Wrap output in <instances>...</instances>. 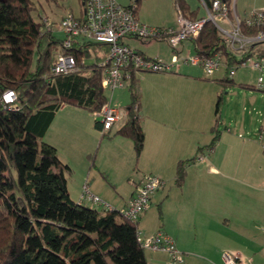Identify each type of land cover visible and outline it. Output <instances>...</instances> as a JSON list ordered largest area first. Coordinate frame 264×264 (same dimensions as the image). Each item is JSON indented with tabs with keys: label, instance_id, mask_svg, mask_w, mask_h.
I'll return each instance as SVG.
<instances>
[{
	"label": "trees",
	"instance_id": "trees-1",
	"mask_svg": "<svg viewBox=\"0 0 264 264\" xmlns=\"http://www.w3.org/2000/svg\"><path fill=\"white\" fill-rule=\"evenodd\" d=\"M202 1L210 10L216 0ZM217 1L227 7L231 18L233 0ZM175 4L187 19L203 18L180 0ZM32 10L29 0H0V93L12 90L17 96V109L9 110L0 103V264H147L138 242V220L129 221L117 210L98 212L73 202L65 177L70 168L60 161L55 147L43 141L62 105L96 112L107 102L100 84L101 70L93 61L86 64L92 53L101 60L97 51L105 48L107 52V46L73 41L63 48V39L35 21ZM240 30L254 36L263 29L241 23ZM189 43L200 57L218 55L227 84L233 77L228 76L229 71L248 57L243 54L240 59L230 51L211 22H205ZM64 53L76 59L78 71L52 75L56 56ZM251 54L264 58V51ZM130 82L126 120L116 134L130 139L138 156L144 136L134 111L139 100L136 81L132 78ZM220 102L219 97L216 116ZM95 125L99 128L97 122ZM217 139L218 134L207 149ZM194 161L178 163L177 186L184 178V166Z\"/></svg>",
	"mask_w": 264,
	"mask_h": 264
},
{
	"label": "crops",
	"instance_id": "crops-1",
	"mask_svg": "<svg viewBox=\"0 0 264 264\" xmlns=\"http://www.w3.org/2000/svg\"><path fill=\"white\" fill-rule=\"evenodd\" d=\"M234 9L236 10V5ZM53 14H56L55 11L50 12V15L43 13V16L51 20V15L56 16ZM138 20L140 21L139 18ZM51 22L55 23L53 20ZM140 22L147 26L151 24L148 20ZM55 27L59 29L58 24L52 26ZM77 41L84 43L82 40ZM153 45L151 41L145 42L146 49H154ZM183 47L192 51L190 43H184ZM97 53L101 57L106 53L105 48L98 49ZM141 54L166 63L171 60V56L167 60L168 55L163 52L148 53L150 56ZM90 59L94 63L98 61L95 53L91 54ZM87 74L88 71L85 72ZM134 77L133 74L132 78ZM150 84L147 103L139 94L136 110L144 136L143 149L138 157H145V160L140 161L134 169L139 178L131 180L129 191L123 195L118 194L117 197L109 196L104 189L94 190V184L99 177L113 188L102 174L105 172L100 171L97 160L105 149L112 154L130 151L133 155L135 151L132 141L116 134L121 126H115L108 133L101 134L100 122L95 117V112L74 105H62L56 112L43 140L55 147L60 161L70 168V172L65 174L69 198L76 204L92 209L96 205L98 212L105 211L102 204L81 199L83 187L86 186L110 210L119 211L132 197L133 183H138L143 175L156 176L164 182L162 191L157 194H162L166 182H169V189L176 187L182 194V201L178 204L170 202L171 195L163 198L164 201L158 200V208L161 211V207L167 203L166 213L163 218L160 217V232L172 238L177 250L183 255V264L185 259L188 264H222L223 253L237 256L240 264H263V143L261 145L258 135L255 138H244L225 127L221 136L225 143L222 157L219 141L211 150L207 149L218 125L215 111H212L213 102L219 97L222 100L224 88L232 85L233 79L227 84L223 77L209 79L194 68L180 66L175 73H155ZM238 87L253 89L252 85L238 84ZM148 102L152 104L148 105ZM96 122L99 128L96 127ZM198 149V153L203 156L202 161L186 164L184 178L176 186L178 163L194 159ZM144 215L142 213L139 216L138 226L142 224ZM139 231L145 235L149 233L146 229ZM199 239H204L206 244H202L197 252L194 242ZM145 257L147 264L169 263V256L165 252L151 251Z\"/></svg>",
	"mask_w": 264,
	"mask_h": 264
},
{
	"label": "built area",
	"instance_id": "built-area-1",
	"mask_svg": "<svg viewBox=\"0 0 264 264\" xmlns=\"http://www.w3.org/2000/svg\"><path fill=\"white\" fill-rule=\"evenodd\" d=\"M121 4L117 0H82V11L79 17L72 14L63 16L58 22V28L64 35L63 48H69L73 41L94 42L107 46V52L102 59L95 62L101 70V87L103 90L114 91L123 88L132 75L139 72L175 73L181 65L199 66L206 76L217 71L223 61L216 55L213 58H203L187 52L185 57L179 56L184 43H189L199 34L205 22H211L219 31L226 47L241 59L243 54L248 55L240 63L241 67H250L262 73V62L252 60L257 57L251 54L256 50L264 51V10L252 12L240 18L232 15L229 17L227 7L219 1H214L210 10L206 8V15L202 19H187L179 8H176V26L150 27L142 24L137 18L138 0H126ZM203 2V1H202ZM204 3V2H203ZM258 27L261 30L257 35L249 36L241 33L240 25ZM129 39L141 42L162 40L167 42L172 49L169 63L158 59L144 57L141 53L130 48L126 43ZM78 71L77 61L70 54H58L51 67L52 75H68ZM235 70L231 69L229 77L234 76ZM258 89L264 90L263 78H257ZM17 96L14 91L6 90L0 93V103L7 109L16 108ZM137 107H134V111ZM95 117L100 122L101 134L108 133L113 127L122 126L126 120V111L105 103ZM259 139H264V127L259 130ZM264 149V145H263ZM197 161H202L198 157ZM133 194L127 205L119 213L127 220L135 222L139 216L150 206L151 196L162 191L164 182L153 175H143L138 183H133ZM81 199H88L97 204H102L110 210L98 197L93 196L86 186L83 187ZM264 233V228L262 229ZM138 242L144 250L161 251L169 256L168 264H183V255L177 250L174 241L162 232L143 237L138 232ZM264 256V247L262 249ZM222 264H240L238 257L228 253L222 254ZM264 264V263H263Z\"/></svg>",
	"mask_w": 264,
	"mask_h": 264
},
{
	"label": "rangeland",
	"instance_id": "rangeland-1",
	"mask_svg": "<svg viewBox=\"0 0 264 264\" xmlns=\"http://www.w3.org/2000/svg\"><path fill=\"white\" fill-rule=\"evenodd\" d=\"M34 10H32V17L35 21L43 23L45 29L51 30L53 35L62 39L63 35L59 29L52 28L54 24H58L59 17L65 16L67 14H72L75 17L80 16V11H82L81 0H29ZM121 4H125L126 0H117ZM184 3L190 12H194L197 17H204L206 15L205 6L202 0H180ZM236 5V10L234 6ZM264 0H233L231 4V10L233 17L238 15L240 18L250 15L252 12L264 10ZM176 4L175 0H141L138 5L137 15L140 21H151V24H148L150 27H169L176 26ZM45 11V12H44ZM55 11L56 16H50V19L55 23L53 24L51 20H48L47 17L43 16V13L50 15V12ZM42 17V18H41ZM52 17V18H51ZM133 40V39H132ZM154 43V49H146L145 42L138 40L129 41L127 44L130 48L136 49L143 53L145 56H150L148 53H158L163 52L169 57L173 55L171 49L167 42L162 40H152L151 43ZM152 50V51H151ZM187 52L193 54V51L185 50V47L182 48L181 54L179 56L185 57ZM252 60L258 61V57H253ZM170 62V61H169ZM92 63V59H86V64L89 65ZM188 68H194L197 70L200 75L209 79L216 78H226V69L224 65L221 64L219 69L215 71L212 75L206 76L204 71L199 66H190V65H181ZM235 74L232 77L233 84L227 85L223 93L221 94L222 100L219 104V112L217 114V132H214L212 136L219 135L217 142L219 141V147L222 153L225 149L224 140L221 139L222 134L225 132V127L232 129V133L236 132V135L240 137L247 138L252 136L253 138L259 137V129L264 126V92L258 89L257 78L261 76L264 83V59L262 62V73L251 69L250 67H241L236 65L234 68ZM155 73L141 72L134 74L136 81V90L138 95L144 97V102L147 103V94L151 80H153ZM130 81H126L123 88L115 89L114 91L105 90L104 96L115 108H126L130 104ZM235 84V85H234ZM238 84L242 85H252L253 89L246 90L238 87ZM255 87V88H254ZM207 90V89H206ZM205 90V91H206ZM204 93V92H203ZM146 97V98H145ZM217 100L213 102L212 111H215ZM157 103V102H156ZM155 103V104H156ZM160 103V102H159ZM162 103V102H161ZM151 102H148V105H151ZM154 104V103H153ZM244 127V130H242ZM51 134V133H50ZM47 139V138H46ZM220 139V140H219ZM223 140V141H222ZM45 142V139L43 140ZM209 142V140H207ZM261 145H264V139L261 140ZM106 144V143H105ZM199 145H202L199 143ZM205 149V148H204ZM203 149V151H204ZM108 149H105L104 152L101 151V155L97 160V165L100 168V171L105 175L107 181L113 185V188L110 187L103 178H100L94 184V190L100 191L104 189L109 196L117 197L118 194H126L129 189V182L131 180H136L139 178L137 171L134 170L135 167L139 164L140 161L145 160V157L139 158L135 153L131 155V152H125L124 154H112L108 152ZM219 152V148H217ZM205 154H208L205 152ZM65 156V151L63 152ZM202 154L198 153L195 156V161L198 157H201ZM203 157V156H202ZM185 169V166H184ZM101 175V174H100ZM176 185V183H175ZM169 182H166V188L163 190L162 194H154L151 196V203L148 209L144 212V218H142V224L137 226L139 230L146 229L149 233L142 234L139 230V233L143 237L151 236L149 234H155L160 231L161 216L165 215V206L167 203H164V206L161 207V211L158 208V203L167 195H171L170 202H176L178 204L180 200L182 201L180 192L176 187L172 189L168 188ZM177 186V185H176ZM170 190V194H169ZM172 193V194H171ZM99 194V193H98ZM100 195V194H99ZM185 198V193L183 194ZM125 196V195H124ZM101 199L102 196H100ZM163 199V201H164ZM174 207V205H172ZM94 209L98 210V206H93ZM100 211V210H99ZM195 233V231H194ZM152 234V235H153ZM195 251H199V248L202 244H206L204 239H199L194 242ZM209 243V242H207ZM146 255H150L151 251L145 250ZM185 264H188V260L185 259Z\"/></svg>",
	"mask_w": 264,
	"mask_h": 264
}]
</instances>
